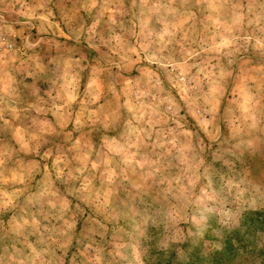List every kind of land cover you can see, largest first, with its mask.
<instances>
[{
  "label": "rangeland",
  "instance_id": "1",
  "mask_svg": "<svg viewBox=\"0 0 264 264\" xmlns=\"http://www.w3.org/2000/svg\"><path fill=\"white\" fill-rule=\"evenodd\" d=\"M0 74V264H264V0H0Z\"/></svg>",
  "mask_w": 264,
  "mask_h": 264
},
{
  "label": "trees",
  "instance_id": "2",
  "mask_svg": "<svg viewBox=\"0 0 264 264\" xmlns=\"http://www.w3.org/2000/svg\"><path fill=\"white\" fill-rule=\"evenodd\" d=\"M245 218H246L245 222H247V224H249L253 220L250 214H246ZM256 219L257 222L260 223L261 228L264 229V223H261V219L260 218H256ZM221 254L225 256V260H219L218 258H215V253L208 252L207 254H203L200 251L195 250L194 253H192L186 261L174 263L172 260H167L166 263L167 264H231L232 261L231 247L228 249L226 248ZM238 264H242V263H238Z\"/></svg>",
  "mask_w": 264,
  "mask_h": 264
},
{
  "label": "crops",
  "instance_id": "3",
  "mask_svg": "<svg viewBox=\"0 0 264 264\" xmlns=\"http://www.w3.org/2000/svg\"><path fill=\"white\" fill-rule=\"evenodd\" d=\"M0 76H1V74H0ZM7 82V80H6V78L5 79H3V78H0V85L1 84H4V83H6ZM4 99V98H3ZM4 101V100H3Z\"/></svg>",
  "mask_w": 264,
  "mask_h": 264
}]
</instances>
